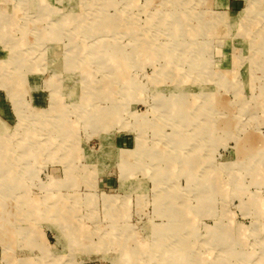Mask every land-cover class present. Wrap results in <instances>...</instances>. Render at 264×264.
Returning a JSON list of instances; mask_svg holds the SVG:
<instances>
[{
  "label": "rangeland",
  "instance_id": "obj_1",
  "mask_svg": "<svg viewBox=\"0 0 264 264\" xmlns=\"http://www.w3.org/2000/svg\"><path fill=\"white\" fill-rule=\"evenodd\" d=\"M263 151L264 0H0V264H264Z\"/></svg>",
  "mask_w": 264,
  "mask_h": 264
},
{
  "label": "crops",
  "instance_id": "obj_2",
  "mask_svg": "<svg viewBox=\"0 0 264 264\" xmlns=\"http://www.w3.org/2000/svg\"><path fill=\"white\" fill-rule=\"evenodd\" d=\"M53 2H54V0H53ZM257 137V135H256V133L255 132H250L247 136H246V144H245V146H241L240 145V147H242V148H239L238 147V151L239 150H241L240 152V154L243 156V151L245 150V152H251V155L252 154H254V156H251L252 158H253V161L252 162H254L253 164H251V165H248V166H245V169L247 170V169H257L258 168V165H259V163H260V161L258 160V158H256V157H258V155H261L262 153H259L258 151H259V147H257L258 145H257V140L255 139ZM254 140H256L257 142H255ZM260 143V142H259ZM247 148V149H246ZM264 152V151H263ZM255 157V158H254ZM129 158H127V157H123V160H124V165L126 164L125 162L128 160ZM259 161V162H258Z\"/></svg>",
  "mask_w": 264,
  "mask_h": 264
},
{
  "label": "bare ground",
  "instance_id": "obj_3",
  "mask_svg": "<svg viewBox=\"0 0 264 264\" xmlns=\"http://www.w3.org/2000/svg\"><path fill=\"white\" fill-rule=\"evenodd\" d=\"M53 87V86H52ZM76 96V95H75ZM83 96V95H82ZM21 100V99H20ZM81 100V99H80ZM88 108V107H87ZM29 133V132H28ZM128 171V170H127ZM130 171V170H129ZM127 175H129V174H127ZM125 177V176H124ZM61 201V200H60ZM186 261V260H185ZM187 263V262H186Z\"/></svg>",
  "mask_w": 264,
  "mask_h": 264
}]
</instances>
